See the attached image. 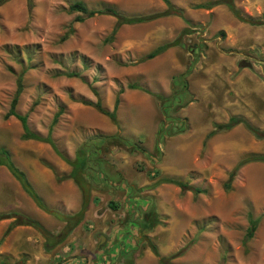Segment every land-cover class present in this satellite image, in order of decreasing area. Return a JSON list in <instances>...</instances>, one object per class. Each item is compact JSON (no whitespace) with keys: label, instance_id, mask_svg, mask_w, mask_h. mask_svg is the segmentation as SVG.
I'll return each instance as SVG.
<instances>
[{"label":"rangeland","instance_id":"1","mask_svg":"<svg viewBox=\"0 0 264 264\" xmlns=\"http://www.w3.org/2000/svg\"><path fill=\"white\" fill-rule=\"evenodd\" d=\"M167 1L181 18L121 25L113 34L114 17L96 14L76 22L82 14L68 7L80 2L87 12L112 9L136 17L160 13L165 4L31 0L28 9L25 0H9L0 6V148L24 172L46 210L68 215L60 204L55 210L47 203L53 189L40 180L58 186L71 166L47 144L21 140L19 122L4 118L21 74L15 113L27 115L31 133L45 136L61 110L50 137L69 161L83 150L89 187L82 220L48 251L35 229L14 226L4 234L14 219H1L0 264H158V258H169V264H264L252 239L242 245L247 212L264 207V175L252 168L239 175L238 168L223 190L240 160L264 153V0L261 6L232 0L258 26L239 22L221 4L215 10L195 8L218 0ZM175 39L178 45L140 61ZM183 83L188 96L171 99ZM115 101L116 125L84 104L98 102L112 111ZM230 118L241 123L205 139L214 124ZM161 179L184 182L199 193L153 186ZM8 213L32 219L51 234L63 226L0 166V214ZM151 216L156 223L146 230Z\"/></svg>","mask_w":264,"mask_h":264},{"label":"trees","instance_id":"2","mask_svg":"<svg viewBox=\"0 0 264 264\" xmlns=\"http://www.w3.org/2000/svg\"><path fill=\"white\" fill-rule=\"evenodd\" d=\"M7 1H9V0H0V6ZM25 1L27 4V8L30 9L32 6L31 0H25ZM162 1L166 6V9L164 11H162L160 13H154V14H150V15H143V16H136V17H123L121 15H118L112 9H104L101 11H89V12H87L80 2H75V3L71 4L68 7V10H69V12H75V13L82 14V16H78L75 18L76 22H81V21H83L84 18H90L96 14H107V15L114 17L115 23H114V27L111 31V33L113 34L115 32V30L121 25H130V24H138V23L148 22V21H151V20H154L157 18L166 17V16H170V15H175V16L181 18V13L179 11L175 10L173 7H171L167 0H162ZM220 4L224 5L228 9V11L233 15V17L235 19H237L239 22L246 23L248 25H253V26L261 25V22H259V20H252L249 18H243L239 14V12L236 9H234L233 4H232V0H218V1L204 2L202 4L195 6V8L208 10V9H210L216 5H220ZM184 32H186V31H184ZM178 42H179L178 39H175L171 43H166V44L160 45V46L156 47L153 51H151L150 53H148L147 55L142 57L140 59V61L142 62L145 60H150V59L154 58L155 56H157L158 54L162 53L167 48H169L171 46L178 45ZM193 49L195 50L196 48H193ZM194 50H191V53H195ZM194 58L196 59V56ZM21 80H22V75L19 74L17 79H16L15 91L13 93L11 100H10L8 110H7L6 114L4 115V118L13 117L19 122L20 128H21V136H20L21 140H23V141L33 140V141H37L40 143L47 144L51 148V150L56 155H58L60 157V159L62 161H64L67 165L71 166L72 169H71V172L69 174V178L73 181V183L75 184V186L78 188V190L80 192L81 205L79 207V210L72 215H61V214H57L55 212L46 210L45 207L42 205L39 197L36 195V193L34 192V190L31 187V185L27 181L24 173L21 172L18 168H16L14 166V164L12 163V161L9 158L8 152L4 148H0V166L4 167L8 171V173L11 175V177L18 183L21 190L31 199V201L33 202V204L37 208H39L40 210L51 215L58 222H61L63 224V226L61 227V229L56 234H51V233L43 230L39 226V224L37 222H35L34 220L23 217V216L18 215L16 213L0 214V220L1 219H7V218H13L14 219L13 223L7 227L4 234H6L9 231V229H11L14 226L32 227L43 238V249H44V251H48L52 247L62 243L65 240V238L70 234V232L73 230V228L82 220L83 215L86 211L87 202H88L89 187L83 178V173L85 171L84 167H85V163L87 161V156H86V154H84L83 150L79 149L76 151L75 158L73 159V161H69L66 158H64L63 156H61L58 153V151L56 150V148L52 142V139L50 137V134L52 131V127L57 122V118L59 117L61 110H58L56 113H54L45 136H40L38 134L31 133L28 130V127L26 124L27 115L26 114L18 115L15 113V110H14L18 96L22 90ZM134 88H137V87H134ZM177 92H178V94H177ZM177 92H174L172 94L171 99H174L176 95L177 96H179V95H187L188 96V94L186 93V89H185V83H183L182 89H180ZM159 100H161V98H159ZM84 104L88 105V106H92L98 113L106 116L113 125H116L115 111H114L116 101L114 102V107H113L112 111H106V110L102 109L98 102H95L93 104H91L89 102H87V103L85 102ZM239 123H241V121L239 119L230 118L226 123L214 124L213 130L209 131L206 134L205 139L211 137L216 132L229 130L230 128H232L233 126H235ZM248 130H250L255 135L257 133L255 130H253L251 128H249ZM161 132H162V127L159 128L158 133L160 134ZM256 137L259 138L260 136L256 135ZM249 161L264 162V157L258 156V157H251V158L240 160L235 165V167L230 171V173L228 174L227 179L223 184V190L226 191L227 188L229 187V185L232 181V178L234 177L235 171L240 166L244 165L245 163H247ZM159 184L174 185L175 187L179 188L181 192L190 191V192H192V194L199 193L198 189L189 187L186 183L180 182V181L161 179V180L155 182V184H153V186H156ZM148 216L150 217V215H148ZM147 220L149 223L147 222L145 229L149 230L151 228V225H153L156 222L153 220L152 216H151V219H147ZM257 221H258V218L252 219L250 216L247 217V228H246L245 234H244L243 239H242V245L243 246L251 239L253 232L255 230ZM148 247H149L150 251L155 256H157V253L155 251L154 246L148 245ZM168 262H169V258H166V259L158 258V260H157L158 264H169Z\"/></svg>","mask_w":264,"mask_h":264},{"label":"crops","instance_id":"3","mask_svg":"<svg viewBox=\"0 0 264 264\" xmlns=\"http://www.w3.org/2000/svg\"><path fill=\"white\" fill-rule=\"evenodd\" d=\"M247 2H249V0H247ZM251 2L252 3L250 5H252V6H254L256 4L260 5L262 0H251ZM215 9H217V8L214 7L211 10H215ZM219 9H222V8L220 7ZM241 142L242 141H240L239 143H241ZM262 145L264 146V139L262 140ZM238 146H240V145H238ZM262 154L263 155H259V156L264 157V153H262ZM9 158H10V155H9ZM254 162H257V161H249V162L245 163L244 165L240 166L238 169L239 175H242L241 173H243V171L246 170V168H249V169L252 168L251 170L257 171L258 174L264 175V164H263L264 162L263 163H254ZM258 162H260V161H258ZM21 172H23V171H21ZM40 183H41L40 185H42V186H45V185L47 187L50 186L53 189L52 195L47 197V203L52 205V207L54 206L53 208H55V210L57 209L56 206L58 204H60L61 208L63 209V212H65L68 215H70V214L72 215V214L77 212L76 208H77L78 195H79L78 191L79 190L75 186L73 181L69 178V176H65V178L62 181H60L58 186H57V184H55L54 181L51 182L48 179L46 182L40 180ZM57 193L61 195L60 198H57V196H56ZM244 197L250 198L247 194H245ZM253 204H255V201ZM262 204L264 205V196L261 198V201H260V205H262ZM259 208L260 207L254 208V206H253L251 211L247 212L246 216H250L252 219L258 218V216H260L258 218L256 227H255V230L253 232L251 239L253 240V248H254L255 254L260 255L264 259V233H263V229H264V226H263V223H264V207L263 208L261 207L260 209ZM254 211H255V213H254ZM252 214L254 215V217H252L253 216ZM251 239H250V241H251Z\"/></svg>","mask_w":264,"mask_h":264}]
</instances>
